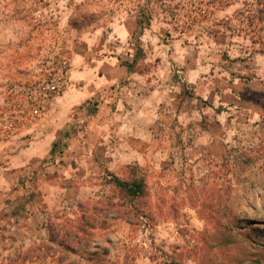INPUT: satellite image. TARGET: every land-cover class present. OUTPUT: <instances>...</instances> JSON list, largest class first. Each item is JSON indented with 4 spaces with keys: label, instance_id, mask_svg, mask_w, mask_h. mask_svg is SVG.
<instances>
[{
    "label": "crops",
    "instance_id": "1",
    "mask_svg": "<svg viewBox=\"0 0 264 264\" xmlns=\"http://www.w3.org/2000/svg\"><path fill=\"white\" fill-rule=\"evenodd\" d=\"M62 1L50 31L68 56L67 89L46 110H30L29 127L0 139V254L8 260L19 245L51 243L61 218L89 214L105 194L101 181L120 168L165 159L171 145H155L154 125L178 108L182 115L189 94L211 103L195 108L209 115L206 126L195 122L192 145L180 151L196 158H224L232 121L264 113L263 79L232 78L207 57L214 46L186 43L208 34L183 24L196 0ZM83 4L101 9L82 14ZM107 212L98 211L105 224L124 221L114 214L107 222Z\"/></svg>",
    "mask_w": 264,
    "mask_h": 264
},
{
    "label": "rangeland",
    "instance_id": "2",
    "mask_svg": "<svg viewBox=\"0 0 264 264\" xmlns=\"http://www.w3.org/2000/svg\"><path fill=\"white\" fill-rule=\"evenodd\" d=\"M71 1L63 0L64 7ZM196 1L183 24L187 29L197 23L208 34L186 43L214 46L207 57L232 78L264 80V0ZM60 6V0H0V139L32 124L25 88L49 74L58 58H68L50 31L57 29L59 21L53 17ZM94 7L83 4L80 12L101 9ZM115 41L110 39V45ZM66 89L67 82L61 94ZM191 96L181 101L182 115L178 108L173 119L159 115L154 125L155 145L170 144L169 155L134 168L136 176L146 178L150 192L143 197L148 206L140 202L142 211L128 214L134 223L122 217L117 224H105L99 210L90 207L85 222L97 227L87 226L85 233L78 228L81 216L63 217L56 221L63 226L57 225L51 243L19 245L9 251L10 260L0 254V264H264V113L257 121L243 115L232 121L224 158H196V151H180L192 145L195 122L206 126L209 115L200 117L195 108L209 109L211 103ZM98 103L91 108L97 110ZM125 168L114 174L131 177L133 168ZM101 183L106 194L118 198L113 187ZM107 211L109 222L117 213ZM64 228L73 234L67 240L60 232Z\"/></svg>",
    "mask_w": 264,
    "mask_h": 264
},
{
    "label": "trees",
    "instance_id": "3",
    "mask_svg": "<svg viewBox=\"0 0 264 264\" xmlns=\"http://www.w3.org/2000/svg\"><path fill=\"white\" fill-rule=\"evenodd\" d=\"M135 166L138 165H129L126 166V171L130 170L129 172L131 177H128V175L125 177L112 174L111 178H107L105 183H108L110 187H113V190H111V193H117L118 198H114L110 196L109 194H104L103 199L99 200V205L95 206V210L105 211V210H115L117 215L119 217L125 218L128 222L134 223L133 220L129 218V213L134 212L139 213V211H142L140 208V202L143 203L144 207L148 206L147 200L143 199L144 196L147 195L149 197V188L145 177L136 176ZM122 171V170H121ZM143 200V201H141ZM101 206V207H100ZM132 207L130 210H124L125 208ZM145 216L150 217V212L144 213ZM81 219L83 223L79 225V230H82L83 232L87 233V225H89L88 222H85L86 217L85 215L81 216ZM51 237H53V233L57 234L56 232H59L56 230V227L51 228ZM60 232H64L65 240L73 236L72 231L69 229H61ZM78 233L74 234L75 237H77ZM62 243V242H60ZM65 248L69 251L75 252L76 248L71 243H66Z\"/></svg>",
    "mask_w": 264,
    "mask_h": 264
},
{
    "label": "built area",
    "instance_id": "4",
    "mask_svg": "<svg viewBox=\"0 0 264 264\" xmlns=\"http://www.w3.org/2000/svg\"><path fill=\"white\" fill-rule=\"evenodd\" d=\"M69 62L66 58H58L51 72L42 78H37L27 85L24 100L30 105V110H46L52 101L61 94L66 84Z\"/></svg>",
    "mask_w": 264,
    "mask_h": 264
}]
</instances>
